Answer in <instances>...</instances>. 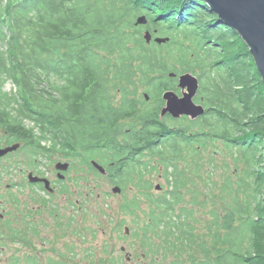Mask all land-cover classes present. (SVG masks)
Returning a JSON list of instances; mask_svg holds the SVG:
<instances>
[{
  "label": "trees",
  "instance_id": "obj_1",
  "mask_svg": "<svg viewBox=\"0 0 264 264\" xmlns=\"http://www.w3.org/2000/svg\"><path fill=\"white\" fill-rule=\"evenodd\" d=\"M179 40L195 43L197 54ZM197 66L196 100H204L206 113L196 120L204 118L206 124L194 132L171 127L160 118L162 93L177 85L171 74L194 73ZM7 80L16 92L3 90ZM136 84L158 99V106L141 108L145 98L129 90ZM0 126L9 134L8 143L32 145L34 157L62 149L66 155L77 150L82 157L113 162L116 184L150 164L142 158L157 156L176 179L167 195H148L161 212L152 210L147 229L154 233L164 224L160 229L167 243L178 229L182 245L194 243L196 230L195 208L182 201L188 191L196 195L190 204L198 205L200 193L199 188L185 191L190 179L179 169L183 149L227 140L243 153L253 200L240 205L235 195L222 224L213 210L214 240L226 248L220 253L214 245L215 253L207 249L205 260L191 264H264V82L249 46L207 1L0 0ZM47 139L52 148L43 144Z\"/></svg>",
  "mask_w": 264,
  "mask_h": 264
},
{
  "label": "rangeland",
  "instance_id": "obj_2",
  "mask_svg": "<svg viewBox=\"0 0 264 264\" xmlns=\"http://www.w3.org/2000/svg\"><path fill=\"white\" fill-rule=\"evenodd\" d=\"M180 42L197 54L195 43L179 40L180 45H183ZM176 64L181 65L180 62ZM200 73L201 69L197 66L193 74L199 77ZM52 81L55 84L61 83L56 78ZM44 85L49 88L47 83ZM3 90L16 92V85L12 80H7ZM129 90L133 94L138 91V97L143 95L142 100L147 93L144 86L139 84L129 87ZM173 90L181 94V89L177 86ZM119 98V95L115 96V102ZM196 101L203 104L204 100ZM158 103V99L150 97L140 105L141 108L144 106L150 109L158 106ZM164 121L171 127L183 126L192 132L199 130L200 126L203 127V123L206 124L204 118L190 121L188 117L173 118L169 115ZM26 123L33 126L28 120ZM124 123L129 125L133 121L126 120ZM121 133L118 135L120 142L124 140ZM8 137L9 134L0 126V146L12 144L8 143ZM18 143L21 144L18 150L0 158V215H5L3 219L0 217V264L198 263L205 260L207 249L215 253L214 245L220 248V253L226 248L221 241L214 240L213 210L218 212L219 222L222 224L223 214L229 212L235 195H239L241 205L246 198L252 199L254 194L253 183L250 185V181L244 177L248 165L241 160L243 153L240 148L229 146L228 141L223 138L207 140L201 151L186 149V145L181 143L185 147V158L179 169L187 171L190 179L185 191L200 189L198 205L189 202L196 196L192 192L187 191L182 201L184 205L195 208L194 220L191 219V222L196 221L195 241L192 245H182V241L176 238L179 234L176 229L167 243L160 229L164 224L156 225L154 233L147 229L152 210L161 212L148 195H152L154 199L167 195L174 187L173 182L176 179L171 172L172 168L169 169L168 176L157 156L142 158V161L150 164L135 174L128 175L127 180L121 184L113 183L112 175H102L91 168L88 162L82 163L81 157H73V169L63 181L62 190L51 195L46 190H36L27 185L28 172H42L57 178L54 173L55 165L69 161L68 157L59 149L34 157L31 153L32 145L27 146L23 141ZM43 144L48 148L53 147L49 139L43 140ZM94 160L102 163L100 157ZM104 163L111 171L116 165L108 161ZM227 180L229 182L224 189ZM117 185L122 189L115 193L113 190ZM59 187L61 184H58ZM34 208H39L40 211L47 209L48 212L55 208L62 212V216L52 225H38L37 230L29 229L25 218H31L30 214H41L34 212ZM22 216L24 220L20 221ZM239 225V220L235 219L232 230L236 231ZM219 228L225 232L222 225ZM199 246H203V249ZM211 264L216 263L212 261Z\"/></svg>",
  "mask_w": 264,
  "mask_h": 264
},
{
  "label": "water",
  "instance_id": "obj_3",
  "mask_svg": "<svg viewBox=\"0 0 264 264\" xmlns=\"http://www.w3.org/2000/svg\"><path fill=\"white\" fill-rule=\"evenodd\" d=\"M219 14V17L227 23L228 26L234 27L246 44L254 58L259 73L264 82V0H205ZM145 38L151 41V34L147 32ZM158 42L164 41L162 38L156 39ZM171 76H177V87L181 89L178 94L173 89H166L162 98L165 104L160 111V118L163 120L167 115L173 118L187 116L191 120H196L206 112V107L195 100L200 88V79L192 72H186L179 75L175 73ZM147 100L150 99L148 93H145ZM20 143H14L7 146H0V158L19 149ZM95 167L102 173L106 174L107 170L97 161H92ZM69 163H58L57 169L66 171ZM60 172V173H61ZM30 174V179L34 181L45 182L49 186L50 181L46 178L34 177ZM60 177H65L60 174ZM119 186L114 188V192H120Z\"/></svg>",
  "mask_w": 264,
  "mask_h": 264
},
{
  "label": "flooded vegetation",
  "instance_id": "obj_4",
  "mask_svg": "<svg viewBox=\"0 0 264 264\" xmlns=\"http://www.w3.org/2000/svg\"><path fill=\"white\" fill-rule=\"evenodd\" d=\"M59 151L62 154H64L66 157H68L67 159L69 160V161H66V162H62V163H69L68 169L66 171L62 172L65 177H60L61 173L57 169L56 165L58 163H61V162H58L55 165V167H54V173L56 174L58 180H57V178H52L51 176H48L47 174L42 173V172L35 173L34 171H30V172H28V175H27V179H28V182H27L28 184L27 185L34 187L36 190L37 189H41V190H44V191L46 190L51 195L55 194L57 192L59 193L62 190V184L64 183L63 181L67 179V177L69 176V172L73 169V165H74L73 157H76L77 153H76V150H72V151H69V155H66V153L63 152L62 149H59ZM90 161H91V159H90ZM106 169H107L108 173L105 176L108 177V176L112 175V171L108 170L107 167H106ZM31 173L34 174L33 175L34 177H40V178L49 179V181H50L49 186H47L45 182L31 180L30 179V174ZM58 184H61V187L58 188ZM34 212L41 213V214L40 215L30 214L31 218H25V220H26L25 224L28 226L29 229L33 228V229L37 230V226L38 225H40V226L52 225L53 222H56V220L60 219L61 216H62V212H60V210L57 211L55 208H51L49 212L47 211V209H45L43 211H40L39 208H34ZM4 216H5L4 214H1L0 215L1 219H3ZM30 216H28V217H30ZM37 217H39V218L37 219ZM23 220H24V218L22 216L20 218V221H23Z\"/></svg>",
  "mask_w": 264,
  "mask_h": 264
},
{
  "label": "bare ground",
  "instance_id": "obj_5",
  "mask_svg": "<svg viewBox=\"0 0 264 264\" xmlns=\"http://www.w3.org/2000/svg\"><path fill=\"white\" fill-rule=\"evenodd\" d=\"M211 6V5H210ZM213 9V8H212ZM214 10V9H213ZM219 15V14H218ZM225 22V21H224Z\"/></svg>",
  "mask_w": 264,
  "mask_h": 264
}]
</instances>
